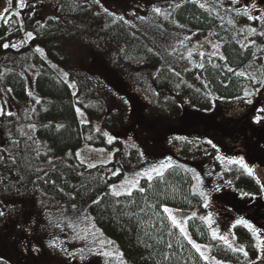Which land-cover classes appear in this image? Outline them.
<instances>
[{
    "label": "trees",
    "instance_id": "obj_1",
    "mask_svg": "<svg viewBox=\"0 0 264 264\" xmlns=\"http://www.w3.org/2000/svg\"><path fill=\"white\" fill-rule=\"evenodd\" d=\"M153 1L194 40L211 36L218 53L188 60L182 51L162 52L99 0H27L20 21L9 15L15 0L0 11V264H50L45 227L54 224L56 205L85 212L126 264H209L163 209L206 210L205 196L193 190L196 174L225 176L235 193L263 195L254 176L229 162L241 159L234 148L215 146L222 133L234 134L233 123L207 112L214 100L253 99L264 117V38L255 32L248 44L241 29L263 26L264 16L229 20L204 0ZM77 109L102 119L112 142L96 133L89 144L115 148L112 161L86 167L77 159L89 128ZM162 163L170 165L162 175H142ZM130 176L138 177L135 188L108 191ZM186 224L218 260H261L260 241L244 225L233 226L241 251L197 216ZM75 255L76 263L69 255L65 263L83 264Z\"/></svg>",
    "mask_w": 264,
    "mask_h": 264
},
{
    "label": "rangeland",
    "instance_id": "obj_2",
    "mask_svg": "<svg viewBox=\"0 0 264 264\" xmlns=\"http://www.w3.org/2000/svg\"><path fill=\"white\" fill-rule=\"evenodd\" d=\"M104 7L109 6L111 11L114 13V16L119 17L120 19L125 20L130 26L134 28L136 32L143 34L147 39L152 40L154 46H157L165 53H173V51H182L185 56L190 59L200 58L204 54H217L219 51V46L214 42L211 36L206 35L201 37L198 40L193 39V35L187 33L185 30L179 29L173 22L169 21V14L166 8L160 2H155L153 0H99ZM208 4L212 5L218 13L224 15L226 19H235L239 14H244L249 18H260L264 16V0H204ZM24 4L27 0H23ZM0 11H4L9 7V0L1 2ZM20 0H15V7L9 15L14 14L15 18L20 21V11L19 7ZM160 9L159 12H156L155 9ZM44 15H48V10L45 9ZM51 11V10H50ZM7 18L4 20L6 21ZM264 19V17H262ZM243 39L247 40L248 44L249 38L252 34L257 32L260 35V38H264V23L263 26L258 24V26H248L242 27ZM255 29V31H252ZM29 39V36L26 37L24 41L16 45V48L24 46ZM174 48H176L174 50ZM168 51V52H167ZM177 65L179 67L185 66L178 61ZM180 69V68H179ZM59 75L67 81V76L60 70L57 69ZM74 89V88H73ZM251 101V103H249ZM255 101L251 100H238V101H215L213 103L212 109L207 112L208 114L219 113V116L223 118V122L230 124L233 122L232 127L236 130L234 134L230 132L222 133V136L215 138V146L220 148L226 144H231L233 140L234 151L237 155H240L241 158L249 165L252 169L255 165L264 162V146H259V142L264 139L263 132V123H257L256 131L258 134L257 138L252 142H242L241 137L243 133L248 129L246 128V123L243 122V117H239L238 109H245L253 105ZM3 111L2 101L0 99V114ZM218 112V113H217ZM217 113V114H216ZM77 114L81 123L88 125V131L85 136V140L81 148L76 151L77 159L84 164L86 167L89 165L100 166L105 165L108 162L114 159L115 148L107 149L105 147H95L89 144V141L93 140L96 133H100L103 136L104 141L109 145L112 142V136L109 132L105 131L102 127V119H89L87 118L81 110L77 109ZM221 114V115H220ZM214 115V117H215ZM225 116V117H224ZM235 116L237 118H235ZM213 117V116H212ZM230 123H229V122ZM219 130V128H218ZM152 149V148H151ZM159 151L157 150V153ZM151 153L156 151L152 149ZM247 156V158L245 157ZM230 159V158H229ZM213 165V163H211ZM160 165H153L150 168L142 170V175L147 177L145 173L156 167L159 168ZM199 170H206V166L198 165ZM209 173H212V169L209 170ZM156 173L152 172L151 176H154ZM255 174V173H254ZM209 177V175H206ZM212 176V175H211ZM137 176L124 179L116 185H111L108 189L109 192L122 193L130 191L135 188L132 187V181L137 180ZM227 177H215L211 180H205L204 175L196 174L193 190L196 193H203L205 196V208L204 212L195 210L190 213L180 212L170 207H166L170 210V214L174 216L178 221H180L185 228L188 237H190L187 229V218L189 216H197L205 221L209 226L211 234L213 231L216 232V237L220 241L228 244L230 247L241 250L242 246L235 241L233 228L231 225L223 224L219 226L214 222V213L212 210L218 206V203L223 202V199L227 198H236L238 201L242 202L246 197H242L238 192L235 193L231 189V186H228L225 183ZM231 183V182H230ZM54 224H47L45 229V235L49 236L48 243L53 248L52 252L49 254L48 261L50 264H66L65 255H69L76 263V255H80V261L83 264H126L117 250L116 245L107 240L102 236L98 229L93 225L87 214L83 211H72L67 212L61 206L56 205L54 208ZM34 211L36 207L34 206ZM169 216V213H167ZM49 221L52 220L49 218ZM67 221L69 224H56L60 222ZM210 221V222H209ZM246 226L245 224H242ZM247 227V226H246ZM249 228V227H247ZM250 229V228H249ZM213 236V235H212ZM223 237V239L221 238ZM191 239V237H190ZM192 240V239H191ZM193 241V240H192ZM195 244L200 246V251L195 250L201 255V252L204 253L202 257L209 264H236L232 262H224L214 258L207 245H201L199 243ZM259 244V253L261 260H255L251 264H264V243L260 241ZM47 257V255H46ZM207 257V259H205Z\"/></svg>",
    "mask_w": 264,
    "mask_h": 264
},
{
    "label": "flooded vegetation",
    "instance_id": "obj_3",
    "mask_svg": "<svg viewBox=\"0 0 264 264\" xmlns=\"http://www.w3.org/2000/svg\"><path fill=\"white\" fill-rule=\"evenodd\" d=\"M239 117H243V122L246 123V128L248 129L243 133L241 137L242 142L253 141L257 138L256 129L257 124H255L256 117H262L258 114V110L253 106H249L245 109H238ZM235 118H237L235 116ZM264 118V117H262ZM233 123V122H231ZM230 123V125H232ZM260 123H263V132L264 134V119ZM234 141H231V146L234 148ZM255 179H260L264 183V162L257 164L253 168ZM261 186V184H259ZM214 213V222L219 226L223 224L232 225V224H243L237 223V221L243 219L250 224L251 230L255 229V236L264 243V190L262 196L249 195L242 202L238 201L236 198H227L223 199V202L218 203V206L212 210Z\"/></svg>",
    "mask_w": 264,
    "mask_h": 264
},
{
    "label": "snow or ice",
    "instance_id": "obj_4",
    "mask_svg": "<svg viewBox=\"0 0 264 264\" xmlns=\"http://www.w3.org/2000/svg\"><path fill=\"white\" fill-rule=\"evenodd\" d=\"M9 2H11V0H9ZM233 2H235V0H233ZM201 6L203 7V5H201ZM19 7H21V8L25 7V4H24L23 0H20ZM4 11L7 12L8 9H5ZM155 11H156V12H159L160 9L157 8V9H155ZM230 22H231V21H230ZM252 31H255V29H252ZM28 35H29V37H31V34H30V33H29ZM4 47H8V45L5 44ZM38 51H39V49H38ZM41 54H42V53H41ZM65 75H67V74H65ZM70 86H71V85H70ZM249 103H251V101H249ZM261 111H264V109H262ZM262 119H264V118H262V117H256V118H255V122L260 123ZM209 143H211V141H209ZM229 162H230V163H238V164H239V165H240V166H241V167L247 172V174H248L249 176H254V171H253V169H252L249 165H247V164L244 162V160H243L242 158L239 159V160H232V161H229ZM169 166H170V165H167V164H163V163H162V164L159 166V168L154 167V168L148 170V171L145 173V175L148 177V179H152V176H151V173H152V172H155L158 176H160V175L163 174V173H162V169L167 168V167H169ZM89 167H94V165H89ZM114 174H115V173H114ZM131 183H132V187H136V182H135V181H132ZM229 183H230V182H229ZM256 183H257V184H261V190H264V183H262V181H261L260 179H257V180H256ZM140 190L143 191L142 188H141ZM115 194H116V195H119L120 193L117 192V193H115ZM129 194H130V192H129ZM201 195H203V193H201ZM249 195H250V193H246V192H242V193H241V196H242V197H247V196H249ZM93 203H96V201H93ZM163 211L166 212V213H169L168 218H169V220H171V223L173 224V226L179 228L181 234L184 235L185 239H188L189 243H191V244L193 245V247L197 249V251H200V246L197 245V244H195V243L190 239V237H188L187 232H186L185 228L183 227L182 223H181L180 221H178L174 216H172V215L170 214V210H169L168 208L165 207V208L163 209ZM2 214H3V213H0V215H2ZM209 222H210V221H209ZM237 223H243V224H245V225H246L247 227H249V228L252 227L250 224H248L247 221H245V220H243V219L237 221ZM255 231H256V230L253 229V233H254V234H255ZM212 235H213V237H216L217 234H216L215 231H213ZM221 238L223 239V237H221ZM241 251H243V249H241ZM245 255H247V253H245ZM201 256H202V257L204 256V253H203V252H201ZM205 259H207V257H205Z\"/></svg>",
    "mask_w": 264,
    "mask_h": 264
}]
</instances>
